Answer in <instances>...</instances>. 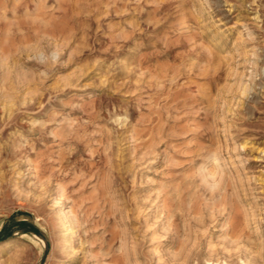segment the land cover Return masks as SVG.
Listing matches in <instances>:
<instances>
[{
  "label": "rangeland",
  "instance_id": "1",
  "mask_svg": "<svg viewBox=\"0 0 264 264\" xmlns=\"http://www.w3.org/2000/svg\"><path fill=\"white\" fill-rule=\"evenodd\" d=\"M1 2L0 262L264 264V0Z\"/></svg>",
  "mask_w": 264,
  "mask_h": 264
},
{
  "label": "bare ground",
  "instance_id": "2",
  "mask_svg": "<svg viewBox=\"0 0 264 264\" xmlns=\"http://www.w3.org/2000/svg\"><path fill=\"white\" fill-rule=\"evenodd\" d=\"M4 0H2V2H3ZM1 2V3H2ZM6 2V1H5ZM3 4V3H2ZM5 4V3H4ZM4 6V5H3ZM3 8V7H2ZM2 8H0V9H2ZM5 9V8H4ZM3 9V10H4ZM0 11H2V10H0ZM3 13V12H2ZM1 28V27H0ZM251 36H252V34H251ZM252 38V37H251ZM253 82V81H252ZM253 84V83H252ZM254 85V84H253ZM250 91V88L249 87H245L244 88V92L245 93H247V92H249ZM252 91V90H251ZM243 92V93H244ZM264 103V102H263ZM261 142V141H260ZM263 142V141H262ZM262 147V146H261ZM263 148V147H262ZM263 153H264V150L262 151ZM231 198V197H230ZM233 211V210H232ZM247 211V210H246ZM235 215V214H234ZM233 215V216H234ZM232 218V217H231ZM248 222V221H247ZM229 224V223H228ZM224 226V225H223ZM222 226V227H223ZM227 230V229H226ZM226 234V233H225ZM178 235V234H177ZM191 237V236H190ZM193 237V236H192ZM225 237V236H224ZM71 238V237H70ZM177 238V237H176ZM226 238V237H225ZM227 239V238H226ZM240 240H242V239H240ZM245 241V240H244ZM248 242H249V240H247ZM230 242V241H229ZM240 242V241H239ZM186 243V242H185ZM250 243V242H249ZM189 244V243H188ZM228 244V243H227ZM232 244V243H231ZM192 245H194V244H192ZM226 245V244H225ZM236 245V244H235ZM179 246V245H178ZM190 246V245H189ZM238 246V245H237ZM244 246V245H243ZM227 247V246H226ZM229 247H230V244H229ZM13 248H14V246L13 245H8L7 247H4V248H2V249H0V254H7V253H9V252H11L12 250H13ZM234 248H235V246H234ZM16 249V248H15ZM225 249V248H224ZM236 249V248H235ZM234 249V250H235ZM238 249V248H237ZM236 249V250H237ZM128 250V249H127ZM175 250V249H174ZM182 250V249H181ZM132 251V250H131ZM176 251H177V249H176ZM179 251V250H178ZM177 251V252H178ZM232 251H233V249H232ZM238 251V250H237ZM236 251V252H237ZM250 251V250H249ZM249 251H247V252H249ZM182 252V251H181ZM216 252V251H215ZM229 252V251H228ZM234 252V251H233ZM191 253V252H190ZM213 253V252H212ZM218 254V253H217ZM234 253H232V255H233ZM170 255H172V254H170ZM228 255V254H227ZM173 256V255H172ZM177 256V255H176ZM260 256V255H259ZM179 257V256H178ZM229 257V256H228ZM173 258V257H172ZM261 259V258H260ZM261 261H262V259H261ZM130 263V262H129ZM0 264H3V261H1L0 262Z\"/></svg>",
  "mask_w": 264,
  "mask_h": 264
}]
</instances>
